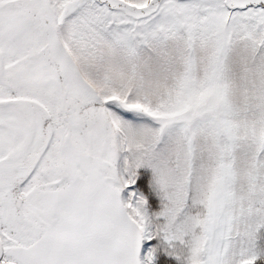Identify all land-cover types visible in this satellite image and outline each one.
<instances>
[{
	"label": "snow or ice",
	"instance_id": "6c2138e0",
	"mask_svg": "<svg viewBox=\"0 0 264 264\" xmlns=\"http://www.w3.org/2000/svg\"><path fill=\"white\" fill-rule=\"evenodd\" d=\"M0 264H264V0H0Z\"/></svg>",
	"mask_w": 264,
	"mask_h": 264
}]
</instances>
